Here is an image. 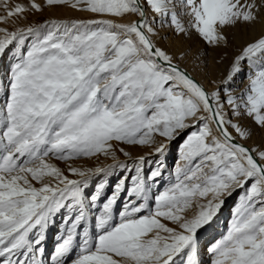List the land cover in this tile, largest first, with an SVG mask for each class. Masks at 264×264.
I'll list each match as a JSON object with an SVG mask.
<instances>
[{
	"label": "snow or ice",
	"instance_id": "6c2138e0",
	"mask_svg": "<svg viewBox=\"0 0 264 264\" xmlns=\"http://www.w3.org/2000/svg\"><path fill=\"white\" fill-rule=\"evenodd\" d=\"M0 5V23L46 7L91 14L0 27V59L10 55L0 74V264H205L201 231L237 191L227 231L204 245L207 264H264V144L238 142L253 136L241 118L264 134V32L210 88L195 75L208 72V48L229 47L228 29L264 24V0ZM165 28L188 39L195 32L207 47L174 54L158 44ZM240 76L247 84L235 91ZM182 133L169 177L160 161L145 173L148 154L131 165L116 155L130 157L114 144L162 156ZM101 156L113 162L71 163Z\"/></svg>",
	"mask_w": 264,
	"mask_h": 264
},
{
	"label": "rangeland",
	"instance_id": "374dc122",
	"mask_svg": "<svg viewBox=\"0 0 264 264\" xmlns=\"http://www.w3.org/2000/svg\"><path fill=\"white\" fill-rule=\"evenodd\" d=\"M37 3H43V0H36ZM15 4H21L24 6H29V0H7V6L9 8L13 7ZM5 9L2 5H0V15H5ZM24 18L14 17L10 18L7 23H0V27L8 28L9 30H14L16 27H23L29 24H38L43 23L47 19L56 18V19H74V18H91V14L86 12H78L76 10L71 9L70 7H53V8H44L42 12L35 11H26L21 14ZM134 17V16H131ZM15 21V22H13ZM252 26L238 25L236 28L228 29V36L230 40V45L227 49H211L208 48V72L207 74L203 72L195 73L196 76L200 77L207 88H210L211 85L208 83L211 79L219 80L222 78V74L226 71L228 64L230 63L231 57L236 53V50L243 45L248 40L254 39L259 36L262 32L251 34ZM161 36L163 39L158 41L159 46L165 48L166 50L172 53H178L185 48L191 47L193 50L196 48L207 47L204 45L203 41L193 32L191 39L184 37L175 36L171 30L165 28L161 31ZM222 52H227L228 58L223 61V63L216 64L215 59L222 54ZM10 63V55H5L2 59H0V74H2L5 70H7ZM189 69H191V65H188ZM247 84V80L244 79L243 76L237 77L236 82L233 84V89L235 91H239ZM241 124L248 125L253 128V136L252 139L247 141H242L246 145L250 146L253 144H264V134L260 132L259 129L255 127L252 121L248 118H241ZM186 133H182L176 140L172 141L168 145L167 151L161 156L159 154H152L153 148L149 146H128L123 144H114L116 149L124 148L125 151L130 153V157H125L118 150L116 151V155L120 161H126L129 165L132 164L133 160L137 157L147 155V160L144 165L145 173L150 172L151 169L157 167V161H160L164 164V176L169 177L170 173L174 170L176 161L179 158L178 149L179 145L182 143ZM156 139L159 142H166L163 137L157 136ZM57 163V165L61 168H64L65 165L59 161H53ZM113 161L110 158H105L101 156L99 159L97 158H80L78 160L72 161L73 166L78 167H95V166H103L106 164H110ZM120 175L119 170H117L116 175L112 176L110 179L114 183L117 177ZM168 180H161L160 190H163V187L166 186ZM91 190V189H90ZM239 196V191L234 193L231 197L226 198L225 205L221 208L216 218H214L213 222L210 225L206 226L205 229L201 231V256L207 264L209 260V256L206 253V249L204 245H206L209 241L215 239H219L222 234L227 231L228 222L231 219V212L233 207L235 206L237 199ZM59 223L60 218H56V224L51 226L48 232L46 233V240L44 241V246L47 252H51L56 244L55 236L59 231Z\"/></svg>",
	"mask_w": 264,
	"mask_h": 264
},
{
	"label": "bare ground",
	"instance_id": "6f19581e",
	"mask_svg": "<svg viewBox=\"0 0 264 264\" xmlns=\"http://www.w3.org/2000/svg\"><path fill=\"white\" fill-rule=\"evenodd\" d=\"M134 19H137V17H131V16H126L125 18H124V21L125 22H127V21H131V20H134ZM264 29V24H260V23H258V24H256V25H254V26H252V28H251V34H253V33H258V32H262V30ZM197 79H199L202 83H204V81L200 78V77H198L197 76ZM205 84V83H204ZM205 87L207 88V86L205 85ZM241 142V141H240ZM241 143H243V142H241ZM245 144V143H244ZM246 145V144H245ZM248 146V145H247Z\"/></svg>",
	"mask_w": 264,
	"mask_h": 264
},
{
	"label": "water",
	"instance_id": "95a60500",
	"mask_svg": "<svg viewBox=\"0 0 264 264\" xmlns=\"http://www.w3.org/2000/svg\"><path fill=\"white\" fill-rule=\"evenodd\" d=\"M238 142H240V141H238ZM241 143V142H240ZM245 146H247V145H245Z\"/></svg>",
	"mask_w": 264,
	"mask_h": 264
}]
</instances>
